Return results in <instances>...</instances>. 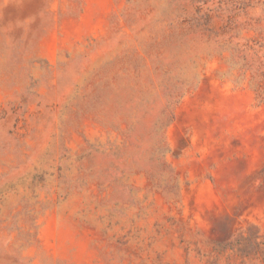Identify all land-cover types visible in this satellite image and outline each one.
I'll return each mask as SVG.
<instances>
[{
	"label": "rangeland",
	"instance_id": "1",
	"mask_svg": "<svg viewBox=\"0 0 264 264\" xmlns=\"http://www.w3.org/2000/svg\"><path fill=\"white\" fill-rule=\"evenodd\" d=\"M0 264H264V0H0Z\"/></svg>",
	"mask_w": 264,
	"mask_h": 264
}]
</instances>
